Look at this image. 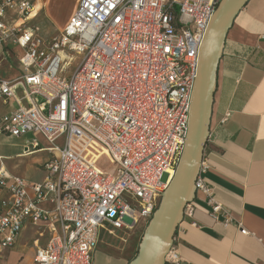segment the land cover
Listing matches in <instances>:
<instances>
[{
    "label": "built area",
    "instance_id": "1",
    "mask_svg": "<svg viewBox=\"0 0 264 264\" xmlns=\"http://www.w3.org/2000/svg\"><path fill=\"white\" fill-rule=\"evenodd\" d=\"M220 2L79 0L47 41L28 25L31 2L0 0V43L25 52L21 76L0 75V103L21 94L1 115L0 135L33 134L27 152L43 149L42 138L50 154L39 183L10 174L0 156V260L28 224L40 238L50 235L44 247L34 240L31 264H93L103 236L125 247L142 221L150 223L181 160L200 45ZM8 11L24 23L7 25ZM66 57L67 66L78 60L69 77ZM103 158L113 173L99 168ZM207 168L203 160L195 188L210 217L229 223L201 178ZM194 210L187 204L184 217ZM168 253L166 264L181 261L173 246Z\"/></svg>",
    "mask_w": 264,
    "mask_h": 264
},
{
    "label": "crops",
    "instance_id": "2",
    "mask_svg": "<svg viewBox=\"0 0 264 264\" xmlns=\"http://www.w3.org/2000/svg\"><path fill=\"white\" fill-rule=\"evenodd\" d=\"M28 1L35 8L36 4L42 3L41 0ZM78 2H72L70 13L59 24V29L69 23ZM59 10V0H51L53 18ZM4 21L7 25L18 26L24 23V18L8 11ZM24 53L12 42L0 43V75L3 79L14 80L23 74L20 59ZM219 62L210 133L203 155L208 168L201 178L212 189L216 201L223 205L230 221L226 223L224 217L218 222L213 220L205 195L196 191L190 203L195 207L194 214L183 218L173 247L181 257L178 264H264V0H249L240 11L229 29ZM16 96L17 99L21 94ZM16 99L8 105L0 103V117L18 106ZM228 114L229 119L222 123ZM29 142L19 156L45 151L43 147L28 153ZM0 156L10 174L29 183L43 182L47 175L44 168L47 159L40 165L41 179L30 180L16 171L17 165H8L7 156ZM30 228L37 229L28 224L17 241ZM242 229L247 235L242 234ZM49 237L46 233L39 245L44 247ZM15 245L5 251L4 257ZM101 245L106 250L100 251ZM98 247L93 252V264H129L125 247L103 241ZM4 257L1 264H6Z\"/></svg>",
    "mask_w": 264,
    "mask_h": 264
},
{
    "label": "water",
    "instance_id": "3",
    "mask_svg": "<svg viewBox=\"0 0 264 264\" xmlns=\"http://www.w3.org/2000/svg\"><path fill=\"white\" fill-rule=\"evenodd\" d=\"M249 0H221L200 45L196 80L192 89L189 129L175 175L163 193L159 208L141 236L136 257L129 264H166L187 204L194 200L204 150L208 143L217 70L224 42Z\"/></svg>",
    "mask_w": 264,
    "mask_h": 264
},
{
    "label": "rangeland",
    "instance_id": "4",
    "mask_svg": "<svg viewBox=\"0 0 264 264\" xmlns=\"http://www.w3.org/2000/svg\"><path fill=\"white\" fill-rule=\"evenodd\" d=\"M42 3L39 5L36 4V8L34 7L33 12L29 18V26L36 27L40 30L41 36L44 37L47 41H52L58 34L63 30V28L59 29V24L67 17L70 13V10L73 6L74 0H59L61 4V10L56 11L54 14V18L51 15L50 11V2L51 0H41ZM69 61V57L65 58L66 65H63V76L69 77L72 75L73 71L77 68L76 64L78 60L74 62L73 65L67 66ZM67 69V72H64ZM33 134H28L27 136L17 138H5L0 137V154L7 156L8 160L6 161L9 166L17 165L16 171L21 173L25 178L30 180H39L42 177L41 172V163L48 159L49 153L46 151L38 152L33 155H29L27 157L19 156L23 151V146L27 145V141H32L34 139ZM61 142V141H59ZM39 145L43 148L46 147L45 141L39 140ZM107 160L105 158L99 162V168L104 172H111L110 165L106 164ZM167 176H164L166 179ZM148 222L142 221L140 225L135 229V231L131 234V239L125 246V252L129 254V261L133 260L136 257L137 250L140 245L141 236L144 233ZM37 229L30 228L27 230L17 241L14 249L11 253L7 254L6 259L3 261L6 264H28L33 255L35 254V239L41 240L37 235ZM43 242V240H41ZM102 241L104 243H111L115 246H120L119 241L112 237L103 236ZM100 251L106 250V248L101 245L98 247Z\"/></svg>",
    "mask_w": 264,
    "mask_h": 264
}]
</instances>
